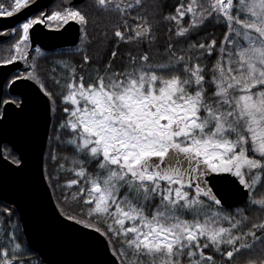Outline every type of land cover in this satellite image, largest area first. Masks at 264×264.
<instances>
[{
    "label": "snow or ice",
    "instance_id": "1",
    "mask_svg": "<svg viewBox=\"0 0 264 264\" xmlns=\"http://www.w3.org/2000/svg\"><path fill=\"white\" fill-rule=\"evenodd\" d=\"M25 12L0 24V184L83 253L65 264H264V0H0ZM70 22L44 72L33 32ZM0 264H45L15 200Z\"/></svg>",
    "mask_w": 264,
    "mask_h": 264
},
{
    "label": "water",
    "instance_id": "2",
    "mask_svg": "<svg viewBox=\"0 0 264 264\" xmlns=\"http://www.w3.org/2000/svg\"><path fill=\"white\" fill-rule=\"evenodd\" d=\"M38 4H49V0H38ZM27 12L18 14L12 18L0 19V22L6 23L8 27L16 25L17 21L23 18ZM9 21H14L10 24ZM38 27L33 32L32 38L35 41V45H39L46 49V47L53 48L60 45H71L72 43H65L63 38L68 33V27L64 28L60 32H48L46 37L37 31ZM41 30V29H40ZM6 38L0 39V41ZM20 65L19 70H23V62H18ZM5 66H0V71ZM10 67V66H8ZM20 90L25 91L31 98V90L27 86H21ZM41 114V128H43L44 112L43 107L40 109ZM50 115V114H49ZM8 136V139H13L11 132V124H9L7 130L3 133ZM0 175H7L6 169L3 167V162L0 161ZM7 199L9 203L12 200L16 201L17 214L20 219L23 234L26 242L31 248L45 261V264H65L76 259L83 258V253L73 247L72 245L64 241L62 232L57 227L53 226L50 222L48 215L40 211L37 207L34 197L25 194L21 188L20 183L13 179L10 175L3 184H0V200ZM54 203V199L52 201Z\"/></svg>",
    "mask_w": 264,
    "mask_h": 264
},
{
    "label": "flooded vegetation",
    "instance_id": "3",
    "mask_svg": "<svg viewBox=\"0 0 264 264\" xmlns=\"http://www.w3.org/2000/svg\"><path fill=\"white\" fill-rule=\"evenodd\" d=\"M55 3V0H52V4H54ZM49 6H52V5H49ZM0 19H3V18H0ZM6 19V18H5ZM10 22V24L12 23V22H14V21H9ZM6 23H8V22H0V24H3V25H5V26H8ZM15 26V25H14ZM13 27V26H12ZM67 27H68V33H67V35H65V37L63 38V41L65 42V43H72V41L75 39V37H76V35H77V28H78V26L75 24V23H73V22H70L69 23V25H67ZM65 28H66V26H65ZM41 29V30H40ZM63 29H61L60 31H62ZM37 31H40L39 33L40 34H43L42 36L43 37H46V34L48 33V32H56V31H51V30H49V29H47V28H43V27H38V30ZM59 31V32H60ZM57 33V32H56ZM58 34V33H57ZM5 41H7V38L5 39V40H3V41H0V42H5ZM36 46H39V45H35L34 44V46H33V49H32V51L34 52V48L36 47ZM72 47V44L71 45H60V46H58V47H53V48H47L46 47V49L45 48H43V47H41L42 48V52L45 54L44 55V57H51V56H53L52 55V53H55V52H58V51H60V50H63V49H67V48H71ZM57 57V56H56ZM59 57V56H58ZM23 66H24V64H23Z\"/></svg>",
    "mask_w": 264,
    "mask_h": 264
},
{
    "label": "trees",
    "instance_id": "4",
    "mask_svg": "<svg viewBox=\"0 0 264 264\" xmlns=\"http://www.w3.org/2000/svg\"><path fill=\"white\" fill-rule=\"evenodd\" d=\"M7 41L5 42H0V45H6ZM60 57H56V56H51V57H44L42 59L39 60V67L44 71V72H50L53 71V68H55V73L54 74H58L60 72V68L59 67H55L54 65V60L59 59ZM23 62V61H22ZM24 67V66H23ZM24 69V68H23ZM23 71V70H21ZM18 216V214H17ZM21 226V224H20ZM21 231H22V227H21ZM23 234V231H22ZM23 238L25 240V236L23 234ZM26 242V240H25ZM27 243V242H26ZM37 254V253H36ZM26 256L29 255L28 253L25 254ZM262 253L260 252L259 249H257L256 252L253 253V256L259 257L261 256ZM37 258H40L39 255L37 254Z\"/></svg>",
    "mask_w": 264,
    "mask_h": 264
}]
</instances>
